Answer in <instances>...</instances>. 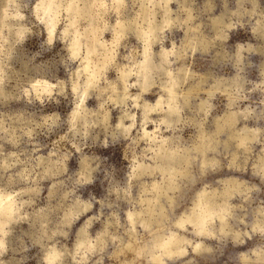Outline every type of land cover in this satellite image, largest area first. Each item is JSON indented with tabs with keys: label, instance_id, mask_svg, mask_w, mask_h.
Masks as SVG:
<instances>
[{
	"label": "clouds",
	"instance_id": "obj_1",
	"mask_svg": "<svg viewBox=\"0 0 264 264\" xmlns=\"http://www.w3.org/2000/svg\"><path fill=\"white\" fill-rule=\"evenodd\" d=\"M0 264H264V0H0Z\"/></svg>",
	"mask_w": 264,
	"mask_h": 264
}]
</instances>
